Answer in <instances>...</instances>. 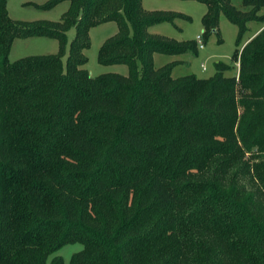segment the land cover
Here are the masks:
<instances>
[{"label": "trees", "instance_id": "trees-1", "mask_svg": "<svg viewBox=\"0 0 264 264\" xmlns=\"http://www.w3.org/2000/svg\"><path fill=\"white\" fill-rule=\"evenodd\" d=\"M0 0V264H264V0H194L207 7L203 45L224 14L238 28L230 67L211 79L173 78L197 41L151 34L181 13L142 0L68 2L58 22L10 18ZM27 5H33L31 3ZM117 22L99 50L127 76L83 67L91 27ZM262 30L242 42L248 24ZM75 29L66 65L67 31ZM60 44L48 56L9 60L18 38ZM221 39L219 38V42ZM240 53V57H238Z\"/></svg>", "mask_w": 264, "mask_h": 264}, {"label": "rangeland", "instance_id": "rangeland-1", "mask_svg": "<svg viewBox=\"0 0 264 264\" xmlns=\"http://www.w3.org/2000/svg\"><path fill=\"white\" fill-rule=\"evenodd\" d=\"M49 0H9L7 9L9 16L14 21L19 22H58L69 7L68 2L60 3L49 10L40 7ZM237 9H242V0H230ZM33 5H27V4ZM142 6L149 11H171L187 16L188 20H176L174 24L161 23L149 28V32L161 35L177 42L197 41V37L202 35V18L207 12L206 5L194 0H142ZM262 26L261 23L251 22L248 24V31L244 35L242 42H245L253 33ZM220 37L212 35L203 48L197 49L196 56L188 54L182 56H167L156 53L153 62L156 68H162L172 62H177L172 69L173 78L195 76L198 79H211L216 74L215 64L224 63L230 67L225 73L226 76H238L239 62L233 60L235 51L238 47V28L232 24L228 18L221 14L219 20ZM119 32L117 22L111 21L101 25L91 27L89 31L90 47L84 51L87 59L83 67L92 77L102 74L114 73L127 76L129 67L124 64L103 65L99 62V50L101 46L112 36ZM75 36V29L67 31V42L62 52V62L66 65L70 43ZM219 38L221 41L219 42ZM60 51V44L57 40L46 37L18 38L14 41L9 60L18 61L23 58L35 56H48ZM239 51L238 57H240ZM202 65L205 66L203 70ZM80 244H69L62 247L54 257H60L65 264H68L72 257L82 250Z\"/></svg>", "mask_w": 264, "mask_h": 264}, {"label": "built area", "instance_id": "built-area-1", "mask_svg": "<svg viewBox=\"0 0 264 264\" xmlns=\"http://www.w3.org/2000/svg\"><path fill=\"white\" fill-rule=\"evenodd\" d=\"M197 42L199 43V48L200 49L204 47V45H203V43L201 41V37L200 36L197 37ZM202 68H203V70L206 69L205 66H203V65H202Z\"/></svg>", "mask_w": 264, "mask_h": 264}, {"label": "crops", "instance_id": "crops-1", "mask_svg": "<svg viewBox=\"0 0 264 264\" xmlns=\"http://www.w3.org/2000/svg\"><path fill=\"white\" fill-rule=\"evenodd\" d=\"M263 26H260V28H258L251 37H249L247 40L251 39L253 36H255L256 34H258L261 30H262ZM204 66V65H203Z\"/></svg>", "mask_w": 264, "mask_h": 264}]
</instances>
